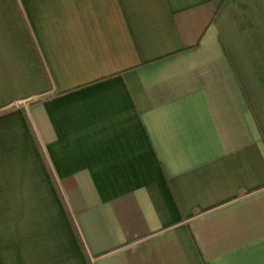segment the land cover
Here are the masks:
<instances>
[{"label":"crops","instance_id":"obj_1","mask_svg":"<svg viewBox=\"0 0 264 264\" xmlns=\"http://www.w3.org/2000/svg\"><path fill=\"white\" fill-rule=\"evenodd\" d=\"M0 264H264V0H0Z\"/></svg>","mask_w":264,"mask_h":264}]
</instances>
